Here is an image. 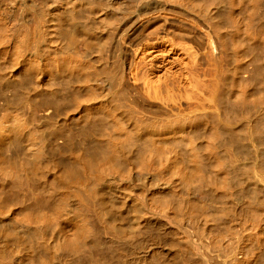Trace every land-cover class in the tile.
Instances as JSON below:
<instances>
[{"label": "bare ground", "instance_id": "6f19581e", "mask_svg": "<svg viewBox=\"0 0 264 264\" xmlns=\"http://www.w3.org/2000/svg\"><path fill=\"white\" fill-rule=\"evenodd\" d=\"M0 264H264V0H0Z\"/></svg>", "mask_w": 264, "mask_h": 264}, {"label": "rangeland", "instance_id": "374dc122", "mask_svg": "<svg viewBox=\"0 0 264 264\" xmlns=\"http://www.w3.org/2000/svg\"><path fill=\"white\" fill-rule=\"evenodd\" d=\"M64 92L63 90H61ZM10 93V92H9ZM11 99H15V95H10ZM84 123H81L79 125L75 123H71L72 129H67L64 131L63 135H60L58 138L54 139L51 142V156L50 158L54 161L63 163L66 162L63 159H66V151L64 148L61 147V143L63 140L68 143V145L71 147V150L76 153L81 152H87L85 149H87L88 146L82 141L81 137L79 136L80 128L83 127ZM69 141V142H68Z\"/></svg>", "mask_w": 264, "mask_h": 264}]
</instances>
